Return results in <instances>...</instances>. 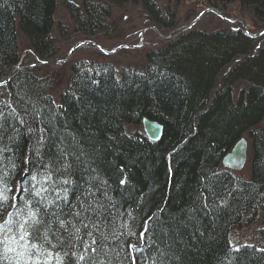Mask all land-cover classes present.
Instances as JSON below:
<instances>
[{
    "label": "trees",
    "instance_id": "16d2710c",
    "mask_svg": "<svg viewBox=\"0 0 264 264\" xmlns=\"http://www.w3.org/2000/svg\"><path fill=\"white\" fill-rule=\"evenodd\" d=\"M56 1L0 0V82L20 62L21 37L29 43L27 50L55 60L59 57L55 29L61 30L66 45L73 41L71 34L96 38L106 32V24L107 36L120 33L113 16L116 10L140 7L148 25L164 36L178 27V6L162 7L159 0H63L70 20L64 27L55 20ZM172 1L183 2L168 4ZM188 1L221 12L237 3L255 27L264 29V0ZM145 58L141 71L120 75L112 66L94 62L96 75L77 76L73 64L59 103L49 96L54 75L41 77L38 69H24L11 77L0 90V109L6 116L13 110L18 114L9 120L19 128L18 148L0 161L10 173L11 162L19 166L9 195L25 167L23 157L31 155L33 137L45 127V136L51 137L48 147L67 135V142L84 153L85 163L73 172L68 202L96 199L108 205L109 220L115 217L114 224L104 225L112 264H145L141 258L153 253L152 241L160 226L178 221H187L181 230L185 245H176L180 259L173 264H264V242L239 247L234 234L227 237L228 229L240 220L250 225V217H264V46L259 47L242 28L213 33L193 29L148 51ZM142 116L164 125L159 142L129 129L138 126ZM20 119L27 123L20 124ZM241 136L250 144V181L239 180V173L221 165ZM89 169H95L91 176ZM33 174L40 179L37 172ZM124 178L127 183L119 184ZM85 179L97 185L107 181L116 206L103 197V189L93 188L94 195L89 196ZM27 198L25 192L18 200ZM81 236L91 243L84 230ZM76 251L79 254L83 248ZM6 255L8 259L0 247V264H15V253Z\"/></svg>",
    "mask_w": 264,
    "mask_h": 264
},
{
    "label": "snow or ice",
    "instance_id": "6c2138e0",
    "mask_svg": "<svg viewBox=\"0 0 264 264\" xmlns=\"http://www.w3.org/2000/svg\"><path fill=\"white\" fill-rule=\"evenodd\" d=\"M17 116L14 110L6 116L0 109V161L4 159L5 153H14L18 148L19 128L9 122L10 118ZM19 123L27 122L20 119ZM27 130L29 133L33 131L30 126ZM47 130L45 127L38 130L28 148L31 155L26 154L22 159L27 170L20 176V193L23 195L26 192L27 199L19 201L14 194L9 195L13 191L15 173L19 166L11 162L10 173L0 164V247L3 258L8 259L7 253H15V264H112L110 250L105 243L109 235L104 225L114 224L115 217L109 220L111 212L108 205L96 199L81 201L79 204L68 202L69 193L73 190V172L85 163L84 153L77 144L67 142V135L58 142L52 140L48 147L46 141L51 140V137L45 136ZM71 140L75 141V136ZM45 147H48V151L42 153ZM38 165L44 169L43 173L39 172ZM34 171L40 175V179L33 174ZM88 172L91 176L95 169H89ZM126 183V178L119 180L121 185ZM85 184L89 196L94 195L93 188L96 191L103 189V197L113 208L116 206L105 187L107 181L100 180L97 185L85 179ZM49 208L54 210L48 212ZM186 224L187 221H178L169 226L161 225L156 239L152 241L155 245L153 253L141 258L145 264L149 261L151 264H173L178 261L180 257L176 245H185L181 230ZM121 227H127V224ZM82 230L91 239V243L81 236ZM111 235H115V230ZM200 235L203 236V233ZM77 247L83 248L79 254ZM140 250L144 251L143 248ZM234 251L239 252V248Z\"/></svg>",
    "mask_w": 264,
    "mask_h": 264
},
{
    "label": "rangeland",
    "instance_id": "374dc122",
    "mask_svg": "<svg viewBox=\"0 0 264 264\" xmlns=\"http://www.w3.org/2000/svg\"><path fill=\"white\" fill-rule=\"evenodd\" d=\"M158 1V0H157ZM169 0H159L158 3L165 7L167 5L176 6L177 4L172 1V3L168 4ZM180 6H178V28L181 26H185L195 20L199 13H201L205 9V4L199 1H188L183 0L182 3H179ZM225 16L228 14L230 18H234L236 20L244 21L245 24L248 26L249 30L253 34L259 33L261 28L255 27L253 19L250 17L248 12L246 10H243L239 7V5L233 4L228 7V10H225V12H222ZM114 20L119 21L116 25V29L120 33H110V36H107V24H106V32H103L102 34H99L96 38L91 40L82 39L80 36H75L71 34L72 36V43L69 45H66V41H64V37L62 36L61 30L55 29V36H56V49L58 50L59 57L53 61H61L67 59V55L69 50L77 43L82 42H93L96 44H100L102 48H104L106 51H111L117 48L121 45H128V46H140L139 48L135 49H122L117 52H115L112 55H104L100 53L97 48H95L92 45H83L82 47L78 48L74 54L63 64L56 65V66H47V67H36L35 69H38L41 74V77H45L44 75H53L55 76V84L53 88V97L56 98V100L59 99L60 95H62L67 90V86L69 85V79L71 77V70L70 67L75 64L78 60H84L87 59V62L93 61L95 63H105L110 66H112L114 69L125 72H135L141 71L144 66V61L146 60L145 55L148 51H151L153 49L162 48L167 44V42L161 40L157 37L156 33L153 30H149L144 35V42L141 44V32L143 29L150 27L148 25L149 20L145 17V13L142 11L140 7H128L126 11H120L116 10L114 13ZM122 17V19H121ZM57 18L59 20L65 21V24H68V14L62 10V8L59 6L57 7ZM121 19V20H120ZM113 20V21H114ZM70 21V20H69ZM107 23V22H106ZM65 27V25H63ZM62 27V28H64ZM242 28L241 23L228 24L224 21H222L220 18H217L213 14L205 15L201 17L196 24L194 25L193 29L204 31L207 33H213L217 31H226V30H238ZM65 29V28H64ZM72 30V27L69 25V31ZM172 32H170V36H172ZM65 36V34H64ZM169 36V34H168ZM21 45H20V65L21 67L24 66V62L27 60V62L30 63V66H34L35 63L40 64L37 62V60H34V58H31L34 54L33 51L27 50V45L29 44L26 38L21 37ZM258 41V46L263 47L264 46V35L258 37L256 39ZM23 55H26V59H23ZM241 58L237 59L236 62L240 61ZM235 62V63H236ZM17 66V65H15ZM13 66V67H15ZM12 67V68H13ZM42 69V70H40ZM21 71V70H20ZM23 71V70H22ZM14 75V74H13ZM11 75V77L13 76ZM10 77V78H11ZM8 78V75L6 76ZM10 81V80H9ZM242 86V85H241ZM56 102V101H55ZM264 127V122L262 124ZM250 149V144H249ZM239 173V180H249V165L244 168V170L237 172ZM252 216V215H251ZM253 217V216H252ZM250 217V218H252ZM255 217V218H254ZM253 220H251V223H244L248 229V233L245 235H242L240 232L244 233L243 229L241 231H235L234 232V238L239 243H252L255 242L254 238L257 235L256 233H259V231L264 230V217L262 219V225L261 221L257 220L258 216H254ZM254 224L261 225L260 228L253 227ZM253 233V235H252ZM255 235V236H254ZM254 236V237H253ZM257 243V242H256Z\"/></svg>",
    "mask_w": 264,
    "mask_h": 264
},
{
    "label": "bare ground",
    "instance_id": "6f19581e",
    "mask_svg": "<svg viewBox=\"0 0 264 264\" xmlns=\"http://www.w3.org/2000/svg\"><path fill=\"white\" fill-rule=\"evenodd\" d=\"M65 1V0H64ZM55 4H56V9H57V7H61L62 8V10H64V3H63V0H57L56 2H55ZM233 5V4H232ZM177 6H180V4L178 3L177 4ZM206 6V5H205ZM228 6H231V5H228ZM57 12V11H56ZM204 12V14L202 15V13ZM219 15H218V14ZM209 14H213V15H215L217 18H225V19H228V20H230V21H232V23H229V22H226L225 20H223V19H221L222 21H224V22H226V23H228V24H233V25H235L236 23H239L238 21H241V20H236V19H234V18H230L229 16H228V14H226V16L221 12V11H219V10H217V9H215V8H213V7H205V9L201 12V13H199V15L197 16V18H201V17H203V16H205V15H209ZM55 15H56V17H55V20H56V23H61L62 25H65V21H63V20H59L58 18H57V13H55ZM196 18V19H197ZM198 19V20H199ZM237 21V22H236ZM186 26V25H185ZM183 26H181V27H177L174 31H172V36H174V35H176V33L179 31V29H181ZM193 30V28H191V29H189V30H187V31H184V32H182V33H180L177 37H179L180 35H182V34H184V33H187V32H189V31H192ZM176 37V38H177ZM175 38V39H176ZM174 39V40H175ZM21 43V42H20ZM100 45V44H99ZM101 46V45H100ZM102 47V46H101ZM73 48V47H72ZM72 48L69 50V52H68V54L70 53V51L72 50ZM77 50V49H76ZM76 50H74L73 52H72V54H74L75 53V51ZM97 50L100 52V53H102V54H104V55H112V54H114V53H112V54H106V52L107 53H110L111 51H106L104 48H101V49H98L97 48ZM72 54H71V56H72ZM33 56L31 57V58H34V60H44L45 62H47L48 60H52V61H50V62H58V61H53L54 59H46V58H40L38 55H37V53H34V54H32ZM23 57V59H26L27 57H26V55H23L22 56ZM21 60V59H20ZM87 59H84V60H78V61H76L75 62V64H77V66H76V75L77 76H81V75H85V76H87V77H89V76H93V75H96V73H95V69H97L98 70V68H96L97 66H96V64H94V62L93 61H90V62H87L86 61ZM26 62H27V60H26ZM60 62V61H59ZM74 64V65H75ZM47 66H52V65H47ZM47 66H40L39 68H42V67H47ZM22 68V67H21ZM111 69H113L116 73H118L119 75L121 74V73H123V72H121V71H118V70H116V69H114L113 67L111 68ZM18 70H21L20 68L18 69ZM18 70H16L15 72H18ZM51 75H53V73L51 74ZM45 76H47V75H45ZM97 77V76H96ZM98 78V77H97ZM10 80V79H9ZM5 81H6V79H5ZM5 81H1L0 82V90H2V88H6L7 86H8V84H9V82L10 81H8V82H5ZM54 88V87H53ZM53 90L49 93V96H51V98H52V100L53 101H56V103H59L60 102V99H61V97H62V95H60V97H59V99L58 100H56V98L55 97H53ZM65 93V92H64ZM63 93V94H64ZM144 120L145 121H152V122H155V123H159L158 121H155V120H151L150 118H148V117H144V116H142V118H141V120H140V123L138 124V126H136V127H130L129 129L132 131H134V132H136V131H142V134H143V136L144 137H146L147 138V136H146V133H145V126H144V124H145V122H144ZM162 127H163V135H164V130H165V128H164V125L163 124H161V123H159ZM242 138H244L245 140H248L246 137H244V136H241L240 138H239V140H241ZM148 139V138H147ZM162 139V138H161ZM149 140V139H148ZM238 140V141H239ZM150 141V140H149ZM237 141V142H238ZM150 142H153V141H150ZM159 142V141H158ZM153 143H157V142H153ZM230 153V152H229ZM229 153H227V154H225L224 156H223V158H222V161H221V165H222V167L224 168V164H223V160L225 159V157L227 156V155H229ZM27 169L24 167V169L20 172V174L18 175V177H17V182H16V185H15V191H14V195H15V197H17V198H19L20 196H21V193H20V189H21V180H20V176H21V174H23V172H25ZM24 184L25 185H27V181H25L24 182ZM253 218V217H252ZM255 218V217H254ZM262 219H263V217L262 216H259L258 215V217H257V220L258 221H261V225L263 224L262 222ZM253 220V219H252ZM244 223H246V221H245V219L243 220H240L238 223H236L235 225H233V228L231 227V228H229L228 230V239H230L232 236H233V234H234V232L237 230V231H241V229H243L244 231V233H242V231L240 232L242 235H245L246 236V233H248V229L246 228L247 226L244 224ZM261 225H257V224H254V226L253 227H256V229L257 228H260L261 227ZM248 234H251L250 232L248 233ZM257 235L255 236V238H254V241L255 242H252V243H239V242H237L236 240H235V243L237 244L236 246H239V247H243V246H247V244H252V245H257V244H259V243H262V242H264V230H261V231H259V233H256ZM252 235H253V233H252ZM253 236V237H254ZM257 242V243H256ZM258 246V245H257ZM254 247V246H253Z\"/></svg>",
    "mask_w": 264,
    "mask_h": 264
},
{
    "label": "water",
    "instance_id": "95a60500",
    "mask_svg": "<svg viewBox=\"0 0 264 264\" xmlns=\"http://www.w3.org/2000/svg\"><path fill=\"white\" fill-rule=\"evenodd\" d=\"M204 14V12L202 13V15ZM218 14V13H217ZM219 15V14H218ZM199 18L195 19L192 23H190L189 25L187 26H184L182 27L181 29H179V31L176 33V35L174 36H169V37H163L158 31L156 28L154 27H151L150 29L153 30L157 37L160 38L161 40L167 42V41H172L174 40L180 33L184 32V31H187L189 29H191L195 23L198 21ZM223 20H225L226 22H229V23H232V21L228 20V19H225V18H221ZM237 22V21H236ZM239 23L242 24V27L246 33V35L252 39H256L258 37H260L261 35L264 34V31H260L259 33L257 34H252L250 31H249V28L248 26L245 24L244 21H238ZM148 29H144L142 32H141V37L143 38V35L145 34V32L147 31ZM142 43H143V39H141ZM82 45H92L94 46L95 48H98V49H101L102 47L99 45V44H96V43H93V42H83V43H79L77 44L76 46H74L72 48V50L70 51V53L68 54L67 56V59L64 60L63 62H43L42 64L40 65H35V66H31L30 68H34V67H37V66H47V65H52V66H56V65H60L61 63H65L71 56L72 52L74 50H76L78 47L82 46ZM140 46H119L117 48H115L114 50H112L110 53H107L106 54H112V53H115L119 50H122V49H135V48H139ZM20 67L19 66H15L12 68L11 72L9 73L8 75V78L6 79L5 82H8L11 75H13L15 73L16 70H18ZM21 69V68H20ZM145 133H146V136L147 138L150 140V141H153V142H158L161 140V138L163 137V127L159 124V123H155V122H152V121H145ZM247 154H248V143H247V140H245L244 138H242L241 140H239L235 146L233 147V149L231 150V152L229 153V155H227L225 157V159L223 160V164L226 168L228 169H231V170H236V171H240L244 168L246 162H247Z\"/></svg>",
    "mask_w": 264,
    "mask_h": 264
}]
</instances>
